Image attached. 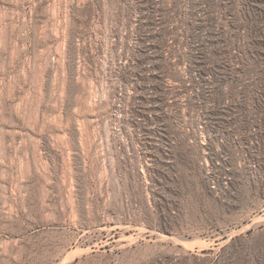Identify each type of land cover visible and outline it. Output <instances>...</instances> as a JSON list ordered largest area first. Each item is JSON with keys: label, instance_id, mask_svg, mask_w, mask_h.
Segmentation results:
<instances>
[{"label": "rangeland", "instance_id": "374dc122", "mask_svg": "<svg viewBox=\"0 0 264 264\" xmlns=\"http://www.w3.org/2000/svg\"><path fill=\"white\" fill-rule=\"evenodd\" d=\"M0 264H264V0H0Z\"/></svg>", "mask_w": 264, "mask_h": 264}, {"label": "bare ground", "instance_id": "6f19581e", "mask_svg": "<svg viewBox=\"0 0 264 264\" xmlns=\"http://www.w3.org/2000/svg\"><path fill=\"white\" fill-rule=\"evenodd\" d=\"M58 227H59V226H58ZM58 227H57V230L60 229V228H58ZM40 229H41V228H37L36 231L39 232ZM57 230H56V228H55V231H57ZM57 232H59V230H58ZM14 239L17 240V238H14Z\"/></svg>", "mask_w": 264, "mask_h": 264}]
</instances>
